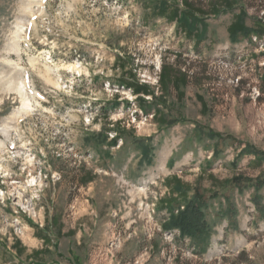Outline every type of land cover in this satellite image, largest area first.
Listing matches in <instances>:
<instances>
[{"label": "rangeland", "instance_id": "rangeland-1", "mask_svg": "<svg viewBox=\"0 0 264 264\" xmlns=\"http://www.w3.org/2000/svg\"><path fill=\"white\" fill-rule=\"evenodd\" d=\"M185 1L0 0V264H264V0H188L179 27ZM177 181L204 251L166 228Z\"/></svg>", "mask_w": 264, "mask_h": 264}, {"label": "trees", "instance_id": "trees-1", "mask_svg": "<svg viewBox=\"0 0 264 264\" xmlns=\"http://www.w3.org/2000/svg\"><path fill=\"white\" fill-rule=\"evenodd\" d=\"M186 3V10L184 11L183 15H181V22L179 24V27L182 25V23H188V20L190 19L193 21V23L197 22V17L195 14H200L202 16H205V12L202 11V9L198 7H194L193 5H190L188 0L185 1ZM230 7H232V4H229ZM228 6V7H229ZM181 10L174 11L170 17L171 22H177L179 16H180ZM193 13V14H192ZM258 29L255 31L259 36V38L264 35V24H261V22L258 21ZM177 27V29L179 28ZM253 29H249L246 21L243 20V17L240 15H237L235 20L230 24L228 28L229 36L236 40L238 39V36L242 37H249L250 33ZM180 78L175 75L174 71L170 68L163 67V70L160 73L159 80L160 83H164L166 85L168 82H175L177 80H180V82H185L187 75L185 73L180 74ZM179 84V83H178ZM133 93L135 95H144V96H152L153 92L150 90V87L148 85H137V86H131ZM141 103V102H140ZM154 117H156V113L153 114ZM162 123H165L164 120H162ZM212 136H217L218 138H221V135L212 133ZM115 142V141H113ZM248 150V151H247ZM246 152L249 154H253L255 158L250 162L254 168L258 169L261 168L264 164V152L257 150L253 147L247 148ZM252 180V179H249ZM240 181H246L240 180ZM254 179L252 180V182ZM180 181H177L176 185H178V188L176 189L179 191V194L181 195L182 201L177 202V199H172V202H174V206H184L183 210H179V212L176 215H173L172 219L167 223L166 228L167 229H179L182 233V235L186 236L188 235L193 245L196 246L199 250L204 251L207 248L209 243V237L213 235L212 231L209 230L206 220H205V212L204 209L207 207V200L203 194L199 191H196L194 193L193 197H189L188 191H181V186L179 184ZM264 182L262 178H258L256 180V183H254V187H257V190H260L261 184ZM255 204L259 207V203L255 201ZM234 216L235 209H233L232 212H228V216Z\"/></svg>", "mask_w": 264, "mask_h": 264}, {"label": "bare ground", "instance_id": "bare-ground-1", "mask_svg": "<svg viewBox=\"0 0 264 264\" xmlns=\"http://www.w3.org/2000/svg\"><path fill=\"white\" fill-rule=\"evenodd\" d=\"M24 83H23V81L21 80V81H17V82H15V84H14V86H13V89H15V90H18L19 92H20V94L22 95V101H23V105L25 106V105H27L28 104V102H29V98H27L26 97V95L23 93L24 91H23V89H22V85H23ZM24 88V87H23ZM23 91V92H22Z\"/></svg>", "mask_w": 264, "mask_h": 264}]
</instances>
